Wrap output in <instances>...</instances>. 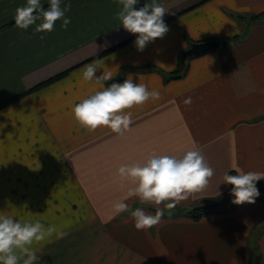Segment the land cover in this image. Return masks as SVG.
Here are the masks:
<instances>
[{
  "label": "crops",
  "instance_id": "1",
  "mask_svg": "<svg viewBox=\"0 0 264 264\" xmlns=\"http://www.w3.org/2000/svg\"><path fill=\"white\" fill-rule=\"evenodd\" d=\"M150 2L139 0L135 8ZM157 2L169 31L138 51L137 34L115 19L116 0H62L61 7L71 4L65 14L71 23L65 30L57 20L50 33H35L40 20L27 30L15 25L16 9L27 0H0V212L56 227L32 245L42 252L39 264L66 263L69 253L73 264H264V202L198 220L165 213L141 231L130 213L113 212L122 201L152 214L128 197L135 185L118 174L121 165L144 163L152 153L199 150L214 169L207 188L173 211L224 199L229 185L221 182L229 171L264 173V16L248 19L264 13V0ZM41 3L49 7V0ZM212 39L219 48L185 59L182 75L169 78L183 51ZM94 60L104 61L97 77L112 72L105 87L131 74L160 93L126 110L133 123L122 135L106 127L88 132L69 115L99 90L82 77ZM188 97L191 105L183 103Z\"/></svg>",
  "mask_w": 264,
  "mask_h": 264
},
{
  "label": "clouds",
  "instance_id": "2",
  "mask_svg": "<svg viewBox=\"0 0 264 264\" xmlns=\"http://www.w3.org/2000/svg\"><path fill=\"white\" fill-rule=\"evenodd\" d=\"M120 10L115 14V19L121 22L123 28L137 34L135 46L138 51H143L148 43L158 38H163L169 31L164 22L165 8L151 0L139 9L135 5L139 0H116ZM62 0H49V7L45 10L41 0H27L26 6L18 7L15 12V25L22 30H27L36 24L35 33L52 32L55 22L62 20V29H67L71 23L65 14L70 11L71 4H64ZM43 40L44 36H40ZM103 60H94L82 69L85 82H92L99 86L94 94L82 99L72 107L71 115L74 120L88 132L98 128H108L113 133L122 135L130 129L133 123V113L126 111L135 106H143L149 99L157 100L160 93L157 90L148 91L144 83H134L132 75L123 83H112L105 87V82L113 78L111 71H103L96 76L95 73L103 68ZM183 103L191 105L192 98H186ZM235 175L225 173L221 183L231 185L230 194L234 197L233 204H254L260 192L257 182L264 179L261 172H243L235 169ZM121 182L131 181L135 186L128 189V197H137L141 204L150 203L157 207L155 214H149L142 208L131 209L130 205L116 201L112 205L114 214L119 215L130 212L136 230H147L158 225L165 215L169 217L172 210L182 201L187 200L192 194L204 191L210 179L214 176V169L206 162L199 150H189L181 156L157 155L152 153L144 163L124 164L118 168ZM53 226H45L37 222H21L12 215L0 212V264H39L38 249L32 247L39 244L56 233ZM61 238L67 235L58 234ZM26 257V259L24 258Z\"/></svg>",
  "mask_w": 264,
  "mask_h": 264
},
{
  "label": "trees",
  "instance_id": "3",
  "mask_svg": "<svg viewBox=\"0 0 264 264\" xmlns=\"http://www.w3.org/2000/svg\"><path fill=\"white\" fill-rule=\"evenodd\" d=\"M262 16H264V13L254 14V15L248 16V19L251 21H257V20L261 19ZM233 39L234 38L224 39L222 41L223 47L228 46ZM117 46H119V45H117ZM117 46H114L105 52H108V51L116 48ZM180 63H181L180 69H175V71H173V74H171L169 78L179 77L185 71L184 61L182 60V62H180ZM66 72L67 71L61 72V73H59V74H57V75H55L49 79H46L45 81H42L41 83H39V84L35 85L34 87H32L31 89H29L27 92L32 91V90H36V89H38L44 85L49 84L50 82H52V81L62 77L63 75H65ZM228 174L235 175L236 173L234 171H229ZM231 188H232V186L229 185V193L224 199L217 200V201L216 200L208 201L204 204L194 206L191 209L187 210V212L184 213L183 216L188 217V218L193 219V220H198L204 216H208V215H212V214L222 215V214H228V213L232 212L239 205L232 203V200L234 199V197L230 194ZM257 188L259 189L260 195L258 198H256L255 202H264V185H262V183L260 181L257 182Z\"/></svg>",
  "mask_w": 264,
  "mask_h": 264
},
{
  "label": "water",
  "instance_id": "4",
  "mask_svg": "<svg viewBox=\"0 0 264 264\" xmlns=\"http://www.w3.org/2000/svg\"><path fill=\"white\" fill-rule=\"evenodd\" d=\"M219 47H220V41L217 39L193 43L189 46L188 49H186L185 51L181 53L180 58L181 60L184 61L185 59L189 57L200 55L207 51L215 50Z\"/></svg>",
  "mask_w": 264,
  "mask_h": 264
},
{
  "label": "rangeland",
  "instance_id": "5",
  "mask_svg": "<svg viewBox=\"0 0 264 264\" xmlns=\"http://www.w3.org/2000/svg\"><path fill=\"white\" fill-rule=\"evenodd\" d=\"M261 182V181H260ZM136 203V202H135ZM141 204V203H140ZM163 205V204H162ZM135 205H131L130 207H131V209H135L136 207H134ZM142 207H144L145 209L147 208L149 211H151V213H152V215H154L155 214V211H156V208L155 207H153V206H150L149 204H142ZM172 212H173V214H178V213H182L183 215H184V213H186L187 212V209H185L184 211H180V210H178V209H176V210H172ZM124 213H126V214H129L130 212H124ZM165 213H167V212H165ZM166 215V214H165ZM164 215V216H165ZM66 260V259H65ZM63 264H73V253H69V256H68V258H67V260H66V263H63Z\"/></svg>",
  "mask_w": 264,
  "mask_h": 264
}]
</instances>
